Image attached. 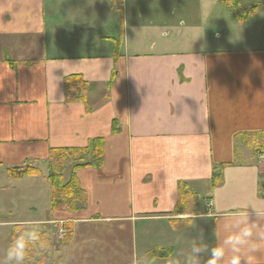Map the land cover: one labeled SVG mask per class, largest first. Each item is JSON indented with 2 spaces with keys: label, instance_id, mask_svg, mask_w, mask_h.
Instances as JSON below:
<instances>
[{
  "label": "crops",
  "instance_id": "0c3cea01",
  "mask_svg": "<svg viewBox=\"0 0 264 264\" xmlns=\"http://www.w3.org/2000/svg\"><path fill=\"white\" fill-rule=\"evenodd\" d=\"M194 2L0 0L4 251L21 223L48 232L58 223L69 239L47 264H133L155 249L172 250L155 264H184L193 236L202 230L213 241L216 206L226 217L264 200V0ZM199 4L209 11L194 21ZM75 75L89 84L90 112L66 100L65 79ZM99 139L103 167L75 170L89 155L63 173L64 183L76 174L87 207L53 212L51 150ZM30 169L40 175L14 176ZM22 200L36 218L17 216Z\"/></svg>",
  "mask_w": 264,
  "mask_h": 264
},
{
  "label": "clouds",
  "instance_id": "9594fccd",
  "mask_svg": "<svg viewBox=\"0 0 264 264\" xmlns=\"http://www.w3.org/2000/svg\"><path fill=\"white\" fill-rule=\"evenodd\" d=\"M222 211L221 207H215L213 241H206L202 230L193 236L184 253V264H264V200L248 201L226 217L221 215ZM253 213L255 220L251 218ZM207 215L200 219L207 220ZM15 231L0 264H25L29 252L47 248L37 224L23 222ZM133 264H155V258L145 253L135 258Z\"/></svg>",
  "mask_w": 264,
  "mask_h": 264
},
{
  "label": "trees",
  "instance_id": "16d2710c",
  "mask_svg": "<svg viewBox=\"0 0 264 264\" xmlns=\"http://www.w3.org/2000/svg\"><path fill=\"white\" fill-rule=\"evenodd\" d=\"M256 8L250 10L249 15ZM112 83V82H111ZM109 84V87L111 86ZM89 84L83 80L81 76L75 75L65 79V94L66 100L69 103L73 102H83L87 107V111L90 112V105L87 100ZM116 133L117 130L115 129ZM104 152L105 143L104 140L93 141L88 148L85 149H54L50 152L49 158V175L48 181L51 186V210L53 212H78L81 209L87 207L88 197L87 193L82 190L79 180L76 174L73 173L71 180L68 183H64L63 173L67 164H76L82 162L83 157L93 155V162L91 164L80 163L75 167L76 169L83 167H94L101 168L104 164ZM222 166H216L213 170V182L214 185L221 181L222 176ZM40 172L35 169L26 170L22 174L14 175L16 178H22L27 176H39ZM184 186L180 187V194L184 193ZM178 213V211L176 212ZM70 229V228H69ZM67 226V231H69ZM45 238V235L42 234ZM36 250V249H35ZM29 252L28 259L25 264H35L39 263V254H34V251ZM39 251H43L38 249ZM155 260L157 259H167L172 255V250H160L155 249L151 252Z\"/></svg>",
  "mask_w": 264,
  "mask_h": 264
},
{
  "label": "rangeland",
  "instance_id": "374dc122",
  "mask_svg": "<svg viewBox=\"0 0 264 264\" xmlns=\"http://www.w3.org/2000/svg\"><path fill=\"white\" fill-rule=\"evenodd\" d=\"M182 2H184V1H182ZM188 2H189V0H188ZM195 3H196V0H195L194 4ZM190 4H193V3H190ZM199 6H201V5L199 4ZM231 6H232V4H231ZM193 8L197 11L196 14H195V12H193V14L195 15L194 21H198L200 17H206V15H207V13L209 11V9H208L209 6H205L204 7L202 5L199 8V10H197V5H196V7L193 5ZM191 13H189V16L191 15ZM180 14H182V13H179V15ZM181 30H182V27H181ZM192 36H193L192 37L193 38L192 49L193 50H197V51L202 50L203 49V45H202L203 31H202V29L194 30V33H193ZM183 37L186 38V30L185 29H183ZM188 45H189V48H190V44H188ZM66 177L68 179L67 175H66ZM28 204H30V200H22L19 203V205H17V208H18L17 216H19V217H26L27 216V217L36 218V215H34V214L28 215V212H27V205ZM195 206H196V204H194V208H195ZM190 207L191 206H189V208ZM8 211L9 210L6 209L5 212L0 213V220L8 218V216H9V215H7ZM189 211H191V210H189ZM40 214H41V212H40ZM14 215H16V213ZM43 215H44V213H43ZM81 226H82L81 228H83L81 233H85L87 230H89V231H91L92 235H97L99 232L104 231V229L91 228V227H88V226H85V225H81ZM66 229H67L66 225H61V224L55 223L53 225L52 232L51 231L48 232L47 231L48 229L47 230L46 229L40 230L41 234L45 235V240L47 241V248L45 250H43V251H39L37 249L34 251V254H36V255L39 254L40 255V257H39L40 262L38 264H47L48 262H46V261L48 260L47 256L49 254H51L52 252H60L61 251V249H62L61 247L69 239L68 231ZM3 233H4V236L6 237V235H7L6 229L5 228H0V237L2 236L1 234H3ZM14 233H15V231H13V234ZM99 239H101V238L99 237ZM107 239H110V238H107ZM8 240L9 239H7V241ZM102 244H103V242L99 243L100 246H102ZM3 245L5 246L6 242H4L3 237H2V238H0V256H1V253H3V251H4V246ZM54 247H56V248H54Z\"/></svg>",
  "mask_w": 264,
  "mask_h": 264
},
{
  "label": "built area",
  "instance_id": "2783aa9c",
  "mask_svg": "<svg viewBox=\"0 0 264 264\" xmlns=\"http://www.w3.org/2000/svg\"><path fill=\"white\" fill-rule=\"evenodd\" d=\"M259 160L261 165L264 164V153L260 155Z\"/></svg>",
  "mask_w": 264,
  "mask_h": 264
}]
</instances>
